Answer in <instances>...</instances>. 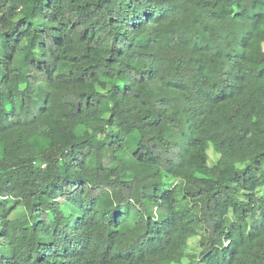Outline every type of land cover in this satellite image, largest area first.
I'll return each mask as SVG.
<instances>
[{"label": "trees", "instance_id": "16d2710c", "mask_svg": "<svg viewBox=\"0 0 264 264\" xmlns=\"http://www.w3.org/2000/svg\"><path fill=\"white\" fill-rule=\"evenodd\" d=\"M0 264H264V0H0Z\"/></svg>", "mask_w": 264, "mask_h": 264}, {"label": "rangeland", "instance_id": "374dc122", "mask_svg": "<svg viewBox=\"0 0 264 264\" xmlns=\"http://www.w3.org/2000/svg\"><path fill=\"white\" fill-rule=\"evenodd\" d=\"M249 1L250 0H244L245 3H249ZM208 152L210 154V157H212V153H211V152H213L212 148H210L208 150ZM196 241H197V237H194V238H190L189 239V248H188L189 251H193V248H196Z\"/></svg>", "mask_w": 264, "mask_h": 264}]
</instances>
